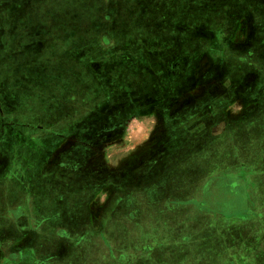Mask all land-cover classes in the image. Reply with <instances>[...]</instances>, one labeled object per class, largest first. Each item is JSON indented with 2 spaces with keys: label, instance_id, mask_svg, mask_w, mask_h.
<instances>
[{
  "label": "rangeland",
  "instance_id": "1",
  "mask_svg": "<svg viewBox=\"0 0 264 264\" xmlns=\"http://www.w3.org/2000/svg\"><path fill=\"white\" fill-rule=\"evenodd\" d=\"M105 39L107 43H104ZM262 44L264 0H0L2 226L13 221L17 205L22 210L30 203L28 196L32 188H26V183L20 177L22 161L19 162L16 151L20 150L17 156H22L20 152L25 151L26 146L28 150L33 149V135H37V141L48 142L51 136L40 128L46 130L47 127H55L62 132L71 129V136L66 142L62 133H56L57 146L54 151L57 157L64 154L69 140H81L83 135L79 127L87 125L88 122L83 121L87 112L99 111L103 104H114L110 89L118 74L125 81L128 80V69L118 67L119 62L135 63L137 66L144 64L146 67L145 72L139 68L134 73L137 76L135 79L144 80V83L140 88L137 84L135 91L131 90L130 93L138 91L140 96H148L158 90L159 94L164 95L160 102L143 105L141 113L146 112L148 116L151 115L150 120L157 122L160 112L154 115L155 108L160 105L166 108L181 106L182 99L175 101L174 98H166L168 90L183 92L184 122L194 125L200 120L199 114L194 116L196 109H210L209 115L205 113L203 118L212 122L218 119L224 121L221 116L213 115L212 110L227 106L229 111L252 110V115H255V108L259 107L262 98H246L245 95L264 92L261 78H254H264V57L263 60L259 58ZM134 50L139 56L134 57ZM170 76L178 79V83L168 81ZM101 90H105L104 96ZM188 108H196L191 110L190 118L186 115ZM127 112H122V115ZM96 113L91 120L98 117ZM179 121L178 117V124ZM233 122L237 124L240 121ZM139 125L140 121L131 122L123 137L119 135L121 132L113 136L120 139L118 142H123L119 148L121 156V153L132 148L128 146L134 145V139H139ZM33 126L38 130H33ZM102 133L99 131L97 134ZM160 133L153 132L152 149L158 146L160 137L164 139L168 136V133ZM195 135L185 132L184 139L193 142L191 147L186 145L179 148L167 161L151 165L150 170L146 167V173L150 171L153 176L147 183L143 180L144 168L139 169L143 165L138 163L130 173L129 182H125L127 177L118 180L122 189L117 191L121 203L118 202L115 211L111 212L103 229L95 230L97 228L89 225L75 230L66 227L60 229L76 234L73 239L78 237L76 239H82L83 243L72 246L63 243L60 249L51 251L52 256L49 252L50 258H46L41 243L18 245L6 241L7 232L0 228V264H176L180 261V264H199L195 252L185 255L182 260H165L167 252L163 246L168 241L162 240L160 230L153 227L165 220L161 217L163 212H158L162 198L156 197L152 201L143 197L149 192L165 194L169 197L164 202L166 205L182 204L178 207L182 209L186 205L183 200L188 202L190 198L185 193H190L199 179L200 187L205 180V191L202 190L199 201L197 198L191 201L196 205L200 203V207L218 208L224 205V187L228 188V183L212 181L210 175L227 177L226 170L219 171L213 167L207 170V144L204 146ZM51 151L49 148L47 154L51 155ZM13 157L16 159L12 160ZM11 160L14 161L11 168L18 173L17 179L1 177ZM120 167H125L122 161L114 163L115 170L122 173ZM256 167L245 170L248 176L254 171L251 181L264 174V166ZM32 169L34 171L38 167ZM7 175L12 176L9 171ZM95 184L96 181L91 180V188ZM233 190L240 195L244 188L238 184ZM214 192L216 197L213 196ZM240 200L243 201V197L237 198V201ZM56 204H51V207H57ZM223 214L221 216L228 218L229 224L239 223V219L231 221L227 217L230 213ZM176 220V216L170 219L173 227ZM78 230H81L80 236L77 235ZM257 231L261 233L260 229ZM43 239L47 243L55 240L52 237ZM86 239L88 242L84 243ZM44 248L51 250L48 245ZM227 250L232 254L231 243ZM233 261L239 263L237 259Z\"/></svg>",
  "mask_w": 264,
  "mask_h": 264
},
{
  "label": "crops",
  "instance_id": "2",
  "mask_svg": "<svg viewBox=\"0 0 264 264\" xmlns=\"http://www.w3.org/2000/svg\"><path fill=\"white\" fill-rule=\"evenodd\" d=\"M262 46V49H259V52L261 51L259 58L261 59L264 57V44ZM125 63L119 62L118 67L128 69V80L125 81L118 74L116 81L111 84L110 90L113 94L111 98L114 99V104H103L99 111L89 110L91 112L88 111L83 120L88 122L87 125L79 127V132L83 135L81 140L71 139V142L69 140L63 155L57 157L54 151L57 146L56 133H62L63 140L66 142L72 131L70 129L62 132L55 127L53 129L47 127L46 130L40 128L41 131H46L51 136L48 142L37 141V135H33V143L35 144L33 149L28 150L26 146L25 151L20 152L22 156H17V152L20 150L16 151V157L19 162L22 161V166L19 168L20 177L26 183V188H32V190L28 196L30 203L25 206V209L21 210L17 205L14 209L16 216L13 221L8 225L4 224V226L0 222L2 231L7 232L6 241L18 245L31 242L34 244L41 243L44 247L48 245L51 247L50 251L42 248L43 256L46 258H50L52 256L51 251H57V248L60 249L63 243L69 246L83 243L82 239H76L78 237L73 239L76 234L65 233L63 229H60L66 227L75 230L88 227V225L97 228L95 230L103 229L111 212L115 211L118 202L121 203V197L117 191L122 189H120L118 180L127 177L125 182H129L130 173L135 170V164L138 163L143 165L139 169L144 168L143 180L147 183V180L153 177L148 171L151 165L167 161L181 147L193 145V142L190 143L191 140L184 139L185 132H188L192 136L197 134L195 138L201 140L204 146L207 144V170L209 171L212 167L219 171L226 170L225 176L227 177L211 174L210 179L224 183L227 181L228 188L224 187V205L218 206V208L200 207V203L196 205L195 202L191 201L193 198H197L199 201L202 190L205 191V180L200 187L199 179L197 185H193L191 192L185 193L187 194L186 197L191 199H187L188 202L183 200L186 203L182 208L183 210L178 208L182 204L177 206L166 205L169 197H166L165 194L158 195L149 192L143 196L148 200L152 199V201H155L156 197L162 198L163 203L160 204L161 207L158 212H163L161 217H164L165 220H161L159 225H153V227L160 230L162 240L168 241V244L163 246L167 252L165 260L171 261L178 258L182 260L186 257L185 255L195 252L197 254L196 261L199 264H237L233 259H237L238 264H258V261L264 258V174L259 176L257 180L251 181V174L253 176L254 171H251L252 173L248 176L245 170L253 169L256 165V168L264 166V92L246 93L245 95L246 98L258 96L262 98L259 107L255 108V113H253L255 115H252V110L242 112L230 109L229 111V106H227L217 111L212 110L213 115L221 116L224 119V121L218 119L217 122H212L203 118L205 113L206 116L209 115L210 109L206 111L196 109L197 112L194 116L199 114V123L190 125V123L184 122L183 92L176 93L177 91L169 92L168 90L166 98H174L175 101L179 98L182 99L181 106L179 108H166L160 105L154 111V115L158 111L160 112L157 114L159 118L157 122H153L149 119L151 115L148 116L146 112H140L141 107L146 103L160 102L164 95L159 94L158 90L148 96L144 94L140 96L137 90L135 94L130 93L131 90L135 91L137 84L140 88V85L144 83V80H136L135 77L137 76L134 73L139 68L145 72L146 67L144 64L137 66L135 63L132 65L129 62ZM120 68L118 73H120ZM254 78L256 80L261 78L260 83L264 84V78L261 76ZM195 79L198 80L199 78L195 77ZM173 82L178 83V79L173 80ZM125 83L127 86H123ZM176 87L179 88L178 85ZM103 91L105 90H101V93ZM104 95L103 92L102 96ZM192 109L188 108L186 111L189 118L192 116ZM126 110L128 112L125 114L127 116L125 118L122 112ZM95 113L98 117L91 120V116ZM99 116L101 117L99 118ZM178 117L180 118L179 124ZM236 120L240 122L237 124L233 122ZM134 121H140L139 134H137L139 139H134V145L128 146L132 148L121 153L123 154L121 156L119 148L122 147L120 145L123 142H118L120 139H115L113 136L121 132L119 135L123 137L128 130V125ZM174 122L175 124H172ZM36 129L33 126V130ZM99 131L103 133L97 134ZM157 131L161 132L160 135L162 132L168 133V136L164 139L160 137L158 146L152 149L153 132ZM35 134H37L36 131ZM49 148L52 149L51 155L47 154ZM157 148H159L158 151ZM37 155L40 157L38 158ZM16 157H13L12 160H15ZM201 159L203 160V158ZM12 160L9 164L10 167L8 164L5 166V172L1 177L15 178L16 174L18 175L11 168L14 163ZM120 161L125 166L119 168L122 173L114 168V163H120ZM35 166L38 169L33 171L32 168ZM146 167H148L147 173ZM7 171L11 172L12 176L7 175ZM219 171L215 172L219 173ZM44 180L46 181L44 182ZM91 180L96 181L93 188H91ZM22 181L20 180L21 183ZM238 184L244 188L239 192L240 195H237L238 192L233 190ZM81 193L84 194L81 195ZM7 195L9 196V193ZM213 196L216 197L215 192ZM239 197L241 199L243 197V201H237ZM51 204H56V209L52 208ZM222 212L230 213L227 217L231 221L239 219V223L229 224L228 218L221 216ZM173 216L177 217L175 227L170 224V219ZM258 229L261 230V233H258ZM58 233L62 235H58ZM80 234L81 230H78L77 235L80 236ZM44 237H52L55 240L47 243L43 239ZM87 242L86 239L84 243ZM229 243H231L232 254L227 250ZM19 252L21 253V251ZM49 252L51 253L50 256L48 255ZM214 253L216 255L213 256ZM34 260L38 261V258L34 257ZM180 262H176V264H180Z\"/></svg>",
  "mask_w": 264,
  "mask_h": 264
},
{
  "label": "trees",
  "instance_id": "3",
  "mask_svg": "<svg viewBox=\"0 0 264 264\" xmlns=\"http://www.w3.org/2000/svg\"><path fill=\"white\" fill-rule=\"evenodd\" d=\"M104 43H107L106 39L104 40ZM154 51H155V50H154ZM154 51H153V52H154ZM133 52H134V57H135L136 55L139 56V54H137V53H138L137 51L134 50ZM135 52H136V53H135ZM139 52H141V50H140ZM144 52H148V53L151 54V52H150L149 50H148V51L145 50ZM153 52H152V54H153ZM148 57H149V56H148ZM141 60L143 61V58H141ZM170 80H171V81L174 80V77H173V76H170L168 81H170Z\"/></svg>",
  "mask_w": 264,
  "mask_h": 264
},
{
  "label": "flooded vegetation",
  "instance_id": "4",
  "mask_svg": "<svg viewBox=\"0 0 264 264\" xmlns=\"http://www.w3.org/2000/svg\"><path fill=\"white\" fill-rule=\"evenodd\" d=\"M198 105H199V104H198ZM198 105H197V106H198ZM197 106H196V107H197ZM193 109H194V108H193ZM195 109H196V108H195ZM158 149H159V148H157L156 150L158 151ZM153 154H154V153H153ZM258 264H264V258H263V259H260V261H258Z\"/></svg>",
  "mask_w": 264,
  "mask_h": 264
}]
</instances>
